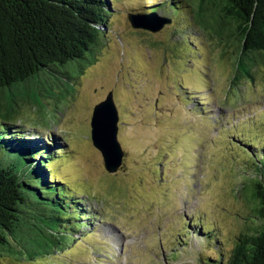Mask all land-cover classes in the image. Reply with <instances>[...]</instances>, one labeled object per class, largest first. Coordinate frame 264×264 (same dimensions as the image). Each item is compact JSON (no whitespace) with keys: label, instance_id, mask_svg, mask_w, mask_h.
I'll use <instances>...</instances> for the list:
<instances>
[{"label":"rangeland","instance_id":"374dc122","mask_svg":"<svg viewBox=\"0 0 264 264\" xmlns=\"http://www.w3.org/2000/svg\"><path fill=\"white\" fill-rule=\"evenodd\" d=\"M149 3L162 0H113L94 63L66 100L44 101L42 121L37 109L23 110L33 137L63 152L53 176L83 202L88 221L66 231L54 254L0 255V264H208L220 251L195 227L222 239L226 255L245 231L244 159L233 139L241 132L264 145V68L233 81L234 50L201 32L192 14L156 34L134 29L129 17L140 15L132 11ZM109 94L123 152L115 173L91 135L95 107Z\"/></svg>","mask_w":264,"mask_h":264},{"label":"trees","instance_id":"16d2710c","mask_svg":"<svg viewBox=\"0 0 264 264\" xmlns=\"http://www.w3.org/2000/svg\"><path fill=\"white\" fill-rule=\"evenodd\" d=\"M112 3L0 0V255L28 261L54 254L66 231L76 233L88 221L83 202L53 176L63 152L36 138L37 127L25 124L23 110L37 109L42 121L44 101L66 100L70 85L94 63ZM137 13L170 22L192 14L194 26L234 50L233 81H251L264 68V0H162ZM234 137L244 159L237 193L249 205L245 231L228 255L222 239L212 240L200 227L193 231L220 251L206 257L208 264H264V145L241 132ZM185 234L189 241L188 229Z\"/></svg>","mask_w":264,"mask_h":264},{"label":"water","instance_id":"95a60500","mask_svg":"<svg viewBox=\"0 0 264 264\" xmlns=\"http://www.w3.org/2000/svg\"><path fill=\"white\" fill-rule=\"evenodd\" d=\"M150 15L130 16L131 25L136 30L146 31L152 34L160 32L170 21L163 20L162 24L153 23ZM119 114L115 106L113 95L95 107L92 118V141L94 146L103 155L108 172L115 173L122 165L123 152L118 141Z\"/></svg>","mask_w":264,"mask_h":264}]
</instances>
